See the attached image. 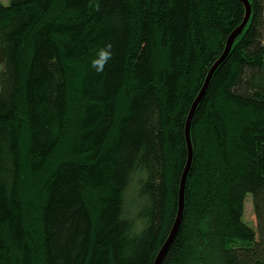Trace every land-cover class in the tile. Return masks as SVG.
Returning <instances> with one entry per match:
<instances>
[{
	"label": "trees",
	"instance_id": "1",
	"mask_svg": "<svg viewBox=\"0 0 264 264\" xmlns=\"http://www.w3.org/2000/svg\"><path fill=\"white\" fill-rule=\"evenodd\" d=\"M249 1L192 121L162 264H264V0ZM245 14L242 0H0V264H154L191 106Z\"/></svg>",
	"mask_w": 264,
	"mask_h": 264
},
{
	"label": "water",
	"instance_id": "2",
	"mask_svg": "<svg viewBox=\"0 0 264 264\" xmlns=\"http://www.w3.org/2000/svg\"><path fill=\"white\" fill-rule=\"evenodd\" d=\"M242 1L244 2L246 6V14H245L244 20L241 23V25L238 26L236 29H234L232 33L229 35L223 54L210 68V71L204 82V85L201 88L198 95L196 96L191 106V109H190V112L187 118L186 126H185V135H186V141H187V146H188V158H187L186 165H185V168L181 176L178 214L172 226V229L168 235V238L166 239L165 243L163 244L162 248L160 249V251L158 252L156 256L154 264H162L168 249L170 248L171 244L173 243L175 237L177 236L181 228L183 216H184V208H185L186 185H187V180H188L189 172L192 167V162H193V157H194V148H193V143H192V138H191L192 121H193V118H194V115H195V112H196V109L199 103L202 101L203 97L205 96L207 92L208 86L210 84L212 76L214 75L215 70L227 58L233 46L234 41L236 40L237 36L242 32L243 28L245 27V25L247 24L250 18L251 11H252L251 3L249 0H242Z\"/></svg>",
	"mask_w": 264,
	"mask_h": 264
},
{
	"label": "clouds",
	"instance_id": "3",
	"mask_svg": "<svg viewBox=\"0 0 264 264\" xmlns=\"http://www.w3.org/2000/svg\"><path fill=\"white\" fill-rule=\"evenodd\" d=\"M111 51L105 49L104 51H102L101 59H93L91 61V67L95 69V71L97 72H103L105 70V64L107 63V61L111 58Z\"/></svg>",
	"mask_w": 264,
	"mask_h": 264
},
{
	"label": "rangeland",
	"instance_id": "4",
	"mask_svg": "<svg viewBox=\"0 0 264 264\" xmlns=\"http://www.w3.org/2000/svg\"><path fill=\"white\" fill-rule=\"evenodd\" d=\"M4 1L7 2L9 0H4ZM245 218L249 222H252V223L255 222V215H254V212H253L252 203H251L250 199H248L247 203H246Z\"/></svg>",
	"mask_w": 264,
	"mask_h": 264
}]
</instances>
